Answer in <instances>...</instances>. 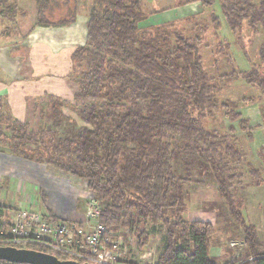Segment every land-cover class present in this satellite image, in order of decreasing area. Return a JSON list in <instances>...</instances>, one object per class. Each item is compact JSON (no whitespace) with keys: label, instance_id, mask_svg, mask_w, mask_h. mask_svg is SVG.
<instances>
[{"label":"trees","instance_id":"1","mask_svg":"<svg viewBox=\"0 0 264 264\" xmlns=\"http://www.w3.org/2000/svg\"><path fill=\"white\" fill-rule=\"evenodd\" d=\"M1 1L13 2L7 9L14 10L13 18L18 0ZM217 1L226 24L246 52V67L236 68L231 44L219 33L222 19L212 8L216 0L183 1L186 5L198 2L203 11L210 12L208 19L196 13L145 27L139 24L152 13L144 11L142 0H91L85 43L70 55V72L77 83L74 99L80 104L49 95L44 114L43 109L40 112L47 119L71 121L63 109L74 110L85 123L79 138L57 139L53 131H34L27 122L6 118L16 125L19 135L21 130L27 134L23 140L27 143L18 140L15 152L20 149L29 156L27 147L31 145L34 149L29 157L46 154L50 167L89 191L99 204L98 221L106 226L108 235L120 238L129 249L131 239L135 247L144 248L150 240L148 224L162 223L166 229L163 249L153 264H216L210 257L213 223L185 219L189 194L182 183L191 182V168L185 170L187 178L182 177L175 168L177 159L195 161L199 168L212 172L218 194L240 224L243 242L249 247L252 258L241 264H264L257 228L245 219L232 193L237 175L228 160L240 158L230 136L235 127L229 125L223 132L208 127L216 113L226 109L224 118L237 122L247 135L252 130L249 120L233 111L219 94L224 83L240 79L251 89L243 94L246 98L256 101L264 95V37L255 54L247 55V35L259 29L264 34V0ZM37 7V24L68 25L76 19L78 0H37ZM210 30L215 44L208 55ZM210 58L215 61V77L209 74ZM261 125L264 127V114ZM41 132L45 136L38 141ZM257 156L264 162V147ZM263 182L258 178L256 184ZM46 217L59 220L51 212ZM4 226L0 222V231Z\"/></svg>","mask_w":264,"mask_h":264},{"label":"rangeland","instance_id":"2","mask_svg":"<svg viewBox=\"0 0 264 264\" xmlns=\"http://www.w3.org/2000/svg\"><path fill=\"white\" fill-rule=\"evenodd\" d=\"M183 1L185 0H142L144 11H146L147 14H152L149 15L145 21L141 22L139 26L145 27L151 22H167L181 16L196 13H199L205 19L209 18L210 12L203 11L199 4L188 6ZM78 2V13L83 16L81 17L80 21L86 22L91 8V0H78ZM12 4V1L2 2L0 0V16L4 18L7 26L14 27V25L17 26V22L15 21V23L14 18H11L12 12L14 10H7L9 8L8 6H12ZM179 5L180 7H177ZM212 8L214 9V14H217L222 19V28L219 30V33L223 40H227L231 44V54L234 56L235 61L238 64L236 68L239 69L246 67V65H244V59L246 58L244 55L246 52L240 48L236 39V35L230 31L228 25L226 24V21L223 18L220 10V4L217 0ZM16 14L17 12L15 15ZM247 36L250 42V46L247 49V55H249L250 58L253 56V54H255V50L259 46L260 40L264 37V34L259 29L257 33H249ZM79 40L80 36L76 37L75 41L79 42ZM214 40L215 38L213 32L210 30L206 40L208 44L206 46L208 55L209 50L214 48ZM82 42H84V40H82ZM230 59H232V57ZM245 60H247V58ZM255 60L256 59H254V61ZM207 61L209 64V74H212L211 77H215V61L211 58ZM71 65L72 63H70V71ZM259 65H261V63H259ZM262 66H264V63ZM68 75L72 84H75V87L74 90L71 88V95L68 96V100H65L76 106H79L80 102H76L73 96L77 90V83L75 82L76 76H74V73L71 74V72H69ZM222 86H224L222 91L223 93L219 94V98L229 105L233 111L240 112L241 117L248 119L249 126L252 130L250 133L247 132V135L244 133V131H241L237 125V122L229 121L228 117L224 118L223 112L226 111V109L217 112L215 118L209 121L208 127L215 129L218 132L226 131L229 125L235 127V132L230 133V136L231 142L234 143L235 149L240 151V158L237 160L235 158H230L228 160L231 170L237 175L236 181L234 182L232 188V193L238 202L237 207L240 211H242L245 219L257 227L258 234L263 243V248L260 250H264V221H259L256 219L264 217L255 211V207L253 205L248 202L244 203V199L241 197V192H243L245 189H254V186L264 187V182L261 185L256 184L258 178H263L264 181V162L262 159H260V157L257 156L259 149L264 147V127L261 125V115L264 114V95H259L260 99L256 101L252 100V98L249 96L246 98V96L243 94H249L248 89H250V87L240 79L230 82L229 85L224 83ZM48 96L49 95H47L45 98H42V103L44 105L41 104V110L48 104ZM3 110L4 109L0 101V181L5 185L8 182V184H12L11 182L15 180L22 181L20 178L16 179L15 176L18 175L20 177L29 179H25V181H23L25 184L22 183L21 187H23L24 184V187H28L27 189L37 191L35 194H31L29 192V194L17 192L13 195V200L10 199V194H6L8 195L7 203L9 205L4 207L0 205V218L5 222L8 221L9 218L11 220L14 218V211H16V208L20 206L31 212L35 211L38 216L45 219L41 220L37 218V220L42 225H45L47 221L46 218L48 219L46 216L48 212H51V202H49L50 196L48 193L52 192L54 194L52 196L54 199L60 201L61 205L67 206L68 203L65 204V199L69 197L70 190H77L79 194L76 193V197L74 199L75 201L78 199L79 203H77V205L80 204L81 208L83 200L85 211L89 199L92 197L91 193L86 189L81 190L80 188H76V185L73 184L70 177H65V175H62L60 171L50 167L47 159L48 156H46V154L41 153L40 155L42 156L35 154L32 155V157H29L32 154L30 150L34 149V147L31 145L27 147L29 148L28 150L30 152L29 156L22 155L20 149H18L17 153L15 152L14 149H17L16 146L19 144V141L27 143L23 141L25 140L27 134L25 135L23 130H21L19 135L17 133L18 130H16L15 127L16 125L6 119ZM63 113L69 116L71 121H55L47 119V116L41 117V115H38L37 121L36 118H34L32 124L36 126L35 130L39 129V131H53L57 139H60L61 137L79 138L80 130L85 127V123L78 117L74 110L72 111L70 109L64 108ZM247 116L249 118H247ZM40 134L41 135H39L37 139L38 141H41L43 136H45V133L41 132ZM28 150L26 154H28ZM199 167L200 166L196 164L195 161L184 162L180 159H177L175 162V168L177 172L182 175V177H186L185 173L187 172H185V170L191 168L189 171L191 172L189 178L191 182L184 184L182 183V188L187 194H189L185 219L187 221L194 219L208 220L213 223L214 232L210 237V247L212 252L211 260L214 263L223 264L228 261H239L238 264H241L245 262L244 260H250L252 257L249 256V247L248 245L242 243L244 238L243 230L240 224L231 215L227 203L218 194L217 185L213 179L212 172H206L205 169ZM250 169L256 170L257 174L254 175L251 173ZM53 186H56V188L50 191ZM74 187L75 190H72ZM7 192L9 191H6L5 193ZM70 197H72V195H70ZM240 198H242V200H240ZM263 210V208H259L260 213H264ZM247 212H249V215ZM147 229L150 235L148 244L144 248L136 246L133 250H130V258L138 262H143L145 260L144 258L147 259L143 253H151L150 262L153 264L156 261L158 254L163 249V237L166 233V229L160 222L156 225L149 223ZM218 248H220V253L218 252ZM216 252H218V255H216ZM140 257L144 258L141 259Z\"/></svg>","mask_w":264,"mask_h":264},{"label":"crops","instance_id":"3","mask_svg":"<svg viewBox=\"0 0 264 264\" xmlns=\"http://www.w3.org/2000/svg\"><path fill=\"white\" fill-rule=\"evenodd\" d=\"M193 4L197 5L198 2L187 5ZM16 5L17 14L13 18L17 26H7L4 18L0 16V101L6 118L13 117L21 122H27L35 131L36 126L32 122L34 118L37 121V116L41 114L40 106L44 105L42 98L54 95L68 100L71 88L74 90L75 84H72L68 75L70 55L76 46L83 45L85 42L86 22L80 21L83 16L77 13L74 22L68 25H40L37 24V0H18ZM78 36L80 40L76 42L75 39ZM15 177L22 181L15 180L11 182L12 184L8 182L6 185L0 181V205L3 207L9 205L6 194H10L9 197L13 200V195L17 192L35 194L37 191L24 187L23 181L27 178L18 175ZM22 183L24 188L21 187ZM56 186H53L50 191ZM254 187V189H245L241 192V196L244 203L253 205L255 211L264 217V213L259 212V208L264 209V187ZM72 190H75V187ZM69 193L72 197L69 195L65 199L67 206L61 205L60 201L54 199L52 192L48 193L51 213L58 219L84 220L83 200L81 208L80 204L77 205L78 199L76 201L74 199L76 193L79 194L77 190H70ZM247 213L249 215V212ZM256 219L264 221V218ZM210 257H212L211 247Z\"/></svg>","mask_w":264,"mask_h":264},{"label":"built area","instance_id":"4","mask_svg":"<svg viewBox=\"0 0 264 264\" xmlns=\"http://www.w3.org/2000/svg\"><path fill=\"white\" fill-rule=\"evenodd\" d=\"M16 209L11 220L9 218L5 222L0 218V222L5 224L0 231V246L35 248L56 257L59 255L63 260L87 264H141L130 258V250L135 248L132 239V248L129 249L120 238L108 235L110 232L106 226L98 221L100 207L92 197L87 204L84 220L64 218L53 221L46 218V224L42 225L37 218L45 219L35 211L31 212L20 206ZM143 254L147 259L140 257L145 259L142 263L150 264L151 253Z\"/></svg>","mask_w":264,"mask_h":264},{"label":"water","instance_id":"5","mask_svg":"<svg viewBox=\"0 0 264 264\" xmlns=\"http://www.w3.org/2000/svg\"><path fill=\"white\" fill-rule=\"evenodd\" d=\"M0 261L15 264H83L73 260H60L42 251L8 246H0Z\"/></svg>","mask_w":264,"mask_h":264},{"label":"bare ground","instance_id":"6","mask_svg":"<svg viewBox=\"0 0 264 264\" xmlns=\"http://www.w3.org/2000/svg\"><path fill=\"white\" fill-rule=\"evenodd\" d=\"M85 218V217H84ZM78 263H81V262H78ZM83 264H87V263H83Z\"/></svg>","mask_w":264,"mask_h":264}]
</instances>
